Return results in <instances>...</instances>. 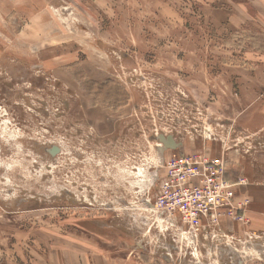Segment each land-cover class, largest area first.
I'll return each mask as SVG.
<instances>
[{"label": "rangeland", "instance_id": "rangeland-1", "mask_svg": "<svg viewBox=\"0 0 264 264\" xmlns=\"http://www.w3.org/2000/svg\"><path fill=\"white\" fill-rule=\"evenodd\" d=\"M181 156L224 234L150 213ZM0 264H264V0H0Z\"/></svg>", "mask_w": 264, "mask_h": 264}, {"label": "built area", "instance_id": "built-area-1", "mask_svg": "<svg viewBox=\"0 0 264 264\" xmlns=\"http://www.w3.org/2000/svg\"><path fill=\"white\" fill-rule=\"evenodd\" d=\"M223 158L211 160L181 156L167 160L153 205L149 208L165 224L190 235L222 233V219L242 220L243 203H237L241 182L226 179ZM226 235V234H225Z\"/></svg>", "mask_w": 264, "mask_h": 264}, {"label": "crops", "instance_id": "crops-1", "mask_svg": "<svg viewBox=\"0 0 264 264\" xmlns=\"http://www.w3.org/2000/svg\"><path fill=\"white\" fill-rule=\"evenodd\" d=\"M226 178H227V180H229V179H228V178H229V175H228V174H226ZM224 222H225V223H224ZM224 222H222V226H223V225H224V226L221 228V230H223V228L227 227V226H226L227 224H230V223H228V222H226V221H224ZM223 223H224V224H223ZM230 225H231V224H230Z\"/></svg>", "mask_w": 264, "mask_h": 264}]
</instances>
